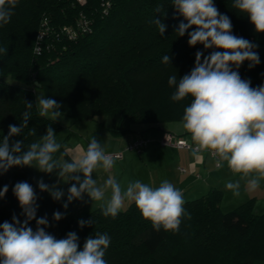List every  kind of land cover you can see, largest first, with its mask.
I'll return each mask as SVG.
<instances>
[{"label": "trees", "instance_id": "1", "mask_svg": "<svg viewBox=\"0 0 264 264\" xmlns=\"http://www.w3.org/2000/svg\"><path fill=\"white\" fill-rule=\"evenodd\" d=\"M213 3L230 18L233 27L242 24V19L244 23L249 20L232 7L234 0ZM172 5L173 0H18L10 22L0 26V48L8 49L6 55L0 53V140L8 135L9 125L19 127L23 123L25 111L31 116L28 127L21 135L10 137V143L24 140L27 146L46 134L49 125L56 135L61 129L60 122L39 116L35 82L46 98L56 92L50 85L64 92L62 101L57 102L62 115L72 120L94 119L113 135L135 125L182 121L183 114L170 112L164 104L172 100L175 90L168 79L184 76L188 65L193 68L197 51L204 56L212 51L202 44L190 47L187 33L183 37L175 33L179 23L187 21ZM157 6L161 13L155 12ZM155 16L166 25L163 36L151 23ZM246 33L247 40L260 37L264 43V33H257L254 26ZM257 53L260 63L249 68V76L244 73L247 67L238 70L252 87L264 84V52ZM165 55L171 58L169 64L162 63ZM176 64L181 70L173 67ZM94 95L95 104H90L86 99ZM26 103H31L32 109H27ZM32 129L36 135H29ZM46 178L42 180L47 184ZM40 180L30 167H12L0 175V189L8 186L5 197L0 198V224L11 223L13 215L24 221L12 189L17 182H28L37 195V218L47 216L50 226L45 230L57 239L75 232L82 250L88 236L108 234L107 264L109 259L114 264H163L169 255L184 251L191 253L186 264H194L196 253L203 254L204 264L264 261V212L253 211L251 200L222 210L218 188L185 199L184 208L191 219H182L179 232L173 234L154 231L134 202L115 218L105 217L99 206L81 216L68 214L62 198L53 200L48 192L39 190ZM55 211L64 213V218L54 221ZM81 220H92V224L81 227ZM29 226L35 231V220Z\"/></svg>", "mask_w": 264, "mask_h": 264}, {"label": "clouds", "instance_id": "2", "mask_svg": "<svg viewBox=\"0 0 264 264\" xmlns=\"http://www.w3.org/2000/svg\"><path fill=\"white\" fill-rule=\"evenodd\" d=\"M17 3L18 0H0V26L10 22ZM172 7L187 21H181L175 33L179 37L187 33L190 47L202 44L204 49H219L207 56L197 51L190 73L179 79L176 75L168 79L169 86H175L173 101L192 97L182 116L183 128L191 135L192 155L199 160L208 152L215 158L217 168L226 164L233 175L239 174L234 182H225V188L234 197L241 194V181L247 191L253 192L264 181V84L252 87L251 81L242 79L237 70L245 61L249 62V68L260 63L255 51L258 45L234 35L230 18L218 11L213 0H173ZM232 7L249 19L257 33H264V0H234ZM161 10L157 6L155 12L161 13ZM151 23L163 36L166 25L162 20L155 16ZM7 50L0 48V53L6 55ZM170 60V56L165 55L162 63L169 64ZM26 107L32 109V104L26 103ZM60 108L56 100L37 96L36 110L40 117L55 122L62 117ZM30 118V112L25 111L23 123L19 127L9 125L8 135L0 140V175L12 167H34L46 174L55 172L58 183L72 182L64 209L73 200H83L86 194L93 203L99 202L105 217L115 218L124 210L126 202H134L142 218L150 221L156 232L176 234L182 219H191L184 208L182 190L168 180H163L158 187L136 180L122 188L114 176H109L103 185H98L93 173L99 169L110 171L115 158L106 153L94 137L86 149L77 144L72 150L65 149L61 158L56 154L63 146L57 141L51 125L46 134L27 146L24 140L10 143V137L21 135L28 127ZM29 135H36L35 129ZM38 188L56 201L65 195L57 185L49 186L42 179L38 181ZM109 190L110 196L106 195ZM12 191L25 219L21 222L13 215L11 223L0 224V264H107L104 256L111 243L107 233L88 236L80 250L75 232L57 239L45 230L50 226L49 221L47 216L37 218V195L31 184L17 182ZM7 192L8 186L4 185L0 198ZM63 218L64 213H53L54 221ZM33 220L35 231L29 226ZM85 224H92V220L79 221L81 227Z\"/></svg>", "mask_w": 264, "mask_h": 264}, {"label": "crops", "instance_id": "3", "mask_svg": "<svg viewBox=\"0 0 264 264\" xmlns=\"http://www.w3.org/2000/svg\"><path fill=\"white\" fill-rule=\"evenodd\" d=\"M67 119L71 118H61L59 121L62 127L56 136L57 141L63 146V152L65 149H74L77 144L85 147L92 137L103 145L105 152L122 151L121 157H114V166L110 171L105 172L99 169L93 173V178L96 179L98 185H103L109 176H114L121 183L122 188H126L129 182L136 180L151 187H158L163 180H168L176 188L182 190L184 200L203 195L215 187L221 191L222 210L231 209L251 200L253 211L264 212V181L253 192L247 191L244 181H241V194L239 197H234L232 192L225 188V182L228 180L234 182L239 179V174L233 175L226 164L223 168H217L215 158L208 152H204L201 159L197 160L193 157L191 149L156 142L167 131L183 136L192 142L190 133L183 128L182 121L164 122L151 127L143 124L135 125L130 130L113 135L94 119H71V122ZM139 137H148L153 141L139 152L124 149L127 143ZM71 183L57 184V187L65 194L62 197L63 204L67 200V190ZM106 195L110 196V190ZM128 204L126 202L125 207ZM73 205L68 212L64 210L77 217L99 206V202L93 203L85 194L83 200H74Z\"/></svg>", "mask_w": 264, "mask_h": 264}, {"label": "rangeland", "instance_id": "4", "mask_svg": "<svg viewBox=\"0 0 264 264\" xmlns=\"http://www.w3.org/2000/svg\"><path fill=\"white\" fill-rule=\"evenodd\" d=\"M243 20H245V19H242V21H241V23L242 24H237V25H235L233 28H232V33L234 34V35H236V36H238V37H243V38H245V39H247L246 38V34H248V33H246V30L247 29H252L253 28V25H251V23L249 22V20H246V22L244 23L243 22ZM251 25V26H250ZM261 34V33H260ZM259 39H260V37H259ZM259 39L258 40H249L250 42H252V43H254V44H256V45H258V47L255 49V51L257 52V51H259V52H264V51H262L261 49L262 48H264V43H262L261 41H259ZM261 50V51H260ZM210 51H213V49H210ZM222 51V50H221ZM247 61H245V62H243V64L241 65V67L238 69V70H240V69H242L243 67L245 68V67H247V68H245L246 70L244 71V73H245V76L247 75V76H249V73H248V70H249V64H247L246 63ZM246 63V64H245ZM179 64V63H178ZM191 65H188V66H186V69H184L183 70V72H185L186 74H188V73H190V71L192 70V67H190ZM174 68H177V70H181L180 68H179V66L176 64L175 66H173ZM183 67V66H182ZM184 68V67H183ZM186 70H188V71H186ZM234 70H237V69H234ZM237 70V71H238ZM239 72V71H238ZM179 74V73H178ZM184 74V73H183ZM183 74H181V75H183ZM240 74V73H239ZM241 76V75H240ZM181 77H183V76H181ZM180 77H177V79H179ZM50 89L52 90V89H54L56 92L55 93H53L52 94V96H51V99H54V100H56L57 102H61L62 101V97L63 96H65L62 92H58V90L57 89H55V87L53 86V85H50ZM172 89H174V87H172ZM175 91V90H174ZM52 92H54L53 90H52ZM172 92H173V90H172ZM69 94H72V93H69ZM34 95H35V99H37V96L38 95H43V92H42V88H40V87H38V86H36L35 87V89H34ZM170 95H171V93H170ZM169 95V96H170ZM70 96V95H69ZM76 96H78V95H76ZM172 96V95H171ZM95 97H96V95H94V96H90L89 98H85L86 100H88L89 101V103L91 104V103H94L95 104V102H93L94 100H95ZM64 98V97H63ZM81 98H83V96H81ZM166 98H168V95H167V97ZM190 98L191 97H187L186 99H184V100H182V101H179V102H176V101H173V100H169V99H167V102H164V104H165V106L167 107V110H169L170 112H174V113H176V111L178 112V113H181L180 115H182L183 114V112H184V107L186 106V105H189V103L191 102V100H190ZM93 104V105H94ZM94 107V106H93ZM166 115H168V114H166ZM61 118H68V117H66L65 115H62V117ZM61 118H59V119H57L56 121H60L61 120ZM69 122H71V119H67ZM57 136V135H56ZM63 152V151H62ZM59 158H61V153L59 154ZM64 158H66V157H64ZM33 171H34V173H35V175H37L40 179H43L44 177H46L47 176V178H46V182H47V184L50 186L51 184L52 185H57L58 184V177H57V175L55 174V172L54 173H52V174H49V175H47L46 173H42V172H40V171H38L36 168H34V167H30ZM60 184H63V181H60L59 182ZM71 183V182H70ZM67 200H65L64 201V203L66 202ZM73 202H74V200L69 204V206H68V208L67 209H65L67 212H68V210L71 208V207H73L74 205H73ZM185 239V237H183V240ZM201 248V247H200ZM170 254H172V253H170ZM190 254L191 253H189L188 251L187 252H182V253H173L172 255H169L162 263L163 264H186L187 263V259L188 258H191V256H190ZM162 255H164V254H162ZM162 255L160 256V258L162 257ZM201 255H203V254H197L196 253V255L194 256L195 257V259H197L195 262H194V264H204L205 262V260L201 257ZM165 256V255H164ZM108 264H114V262H113V259L111 260V259H109V261H108ZM256 264H264V261H259V262H256Z\"/></svg>", "mask_w": 264, "mask_h": 264}, {"label": "built area", "instance_id": "5", "mask_svg": "<svg viewBox=\"0 0 264 264\" xmlns=\"http://www.w3.org/2000/svg\"><path fill=\"white\" fill-rule=\"evenodd\" d=\"M68 32L71 33V30L69 29ZM152 141L153 139H150L148 137H139L135 139L134 141L127 143L124 146V149L139 152L144 146H146L148 143ZM156 142L162 145H167V146H172V147H177V148L191 149L192 147L191 141L184 138L183 136H178L175 133L170 132V131L165 132L164 135L160 137ZM86 147L87 145L84 148L86 149ZM106 153L112 154L116 158H119L122 155V151L106 152Z\"/></svg>", "mask_w": 264, "mask_h": 264}, {"label": "water", "instance_id": "6", "mask_svg": "<svg viewBox=\"0 0 264 264\" xmlns=\"http://www.w3.org/2000/svg\"><path fill=\"white\" fill-rule=\"evenodd\" d=\"M35 85H36V86H39V84H38L37 82H35Z\"/></svg>", "mask_w": 264, "mask_h": 264}]
</instances>
